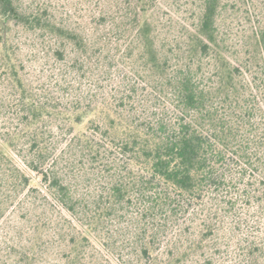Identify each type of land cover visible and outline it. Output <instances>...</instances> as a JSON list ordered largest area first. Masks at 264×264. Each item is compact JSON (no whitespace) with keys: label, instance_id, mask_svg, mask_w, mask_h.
Wrapping results in <instances>:
<instances>
[{"label":"trees","instance_id":"obj_1","mask_svg":"<svg viewBox=\"0 0 264 264\" xmlns=\"http://www.w3.org/2000/svg\"><path fill=\"white\" fill-rule=\"evenodd\" d=\"M230 1L198 0L172 32L158 0H93L81 24L0 0L13 121L0 127V182L65 212L62 264H87L124 220L142 264H264V13L232 33ZM28 43L52 63L42 82Z\"/></svg>","mask_w":264,"mask_h":264},{"label":"rangeland","instance_id":"obj_2","mask_svg":"<svg viewBox=\"0 0 264 264\" xmlns=\"http://www.w3.org/2000/svg\"><path fill=\"white\" fill-rule=\"evenodd\" d=\"M38 1L50 5L59 16L68 18L75 24H81L89 9L94 8L93 0ZM235 1H237V7L235 6L231 12L226 11L225 15V22L231 27L232 33L237 30L248 31L252 25L263 21L264 0H231L229 3ZM197 6L198 0H158L155 7L157 14L163 17L162 21L164 24L166 23V29L173 32L177 28L175 17H180L183 23L188 24ZM28 44L25 55L29 59L28 63L33 65L32 69H39L42 65H47V72L34 73L35 77L42 82L51 73L48 72V69L52 63H48L47 59L42 57L43 53L34 54L30 49L32 48L31 44ZM125 72L127 71L122 64L111 66L110 73L112 75L123 78ZM84 78L82 77L83 80ZM115 79L120 81L116 77ZM83 83L88 82L84 80ZM120 85L121 89L125 87V84L120 83ZM2 104L0 100V127L4 123H13L7 106L2 108ZM15 197L8 185L0 182V264H23L24 255L28 252L34 254L33 264H62L70 230V225L64 218L65 212L62 216L56 205H52L51 201L44 200L38 193L32 194L27 199L23 192L19 191L17 198ZM125 223H127L126 220L121 224L113 225V228L110 226L111 235L104 248L98 244L89 247L87 264H142L132 243H129L128 238L132 233L131 228L125 226ZM254 230V228L250 229L252 232ZM252 232L248 234L256 235L255 231ZM38 234H40L39 237ZM239 238L240 236L237 235V239ZM237 239L233 238L229 241L232 245L229 248L230 255L235 254L232 251L233 248L236 249ZM30 248L34 249V253L30 251ZM230 258L231 256L228 257V259Z\"/></svg>","mask_w":264,"mask_h":264}]
</instances>
